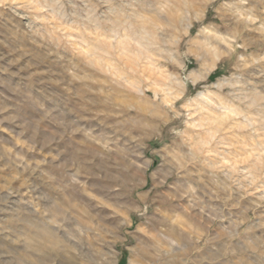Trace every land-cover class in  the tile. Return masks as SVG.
<instances>
[{"label": "rangeland", "instance_id": "1", "mask_svg": "<svg viewBox=\"0 0 264 264\" xmlns=\"http://www.w3.org/2000/svg\"><path fill=\"white\" fill-rule=\"evenodd\" d=\"M0 264H264V0H0Z\"/></svg>", "mask_w": 264, "mask_h": 264}]
</instances>
